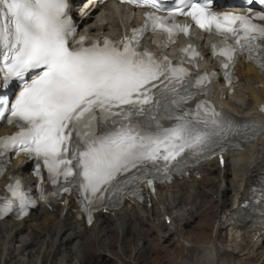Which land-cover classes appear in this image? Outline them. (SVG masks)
<instances>
[{
    "label": "snow or ice",
    "instance_id": "1",
    "mask_svg": "<svg viewBox=\"0 0 264 264\" xmlns=\"http://www.w3.org/2000/svg\"><path fill=\"white\" fill-rule=\"evenodd\" d=\"M149 6L158 10L162 7L156 0ZM188 7V12L179 8L176 12L191 16L202 29L214 26L221 35L235 40L234 45L227 39L222 42L219 55L226 58L225 69L237 50L247 49L251 54L259 47L255 41L264 38V27L245 16H220L209 11L206 4L190 3ZM68 9V0H0L4 82L14 77L24 81L13 104L0 98V118L7 111L12 117L9 123L22 122L20 131L6 140L18 142L23 151L42 157L54 184L61 176L67 181L78 167L75 175L83 177L80 187L85 200H99L102 195L98 193L107 191L121 174L139 170L138 166L146 167L149 162L155 167L160 160L167 170L168 163L185 149L202 151L213 143V137L237 134L230 124L218 119L220 113L206 107L207 101L197 104L195 121L188 118L191 110L173 115L172 105L180 108L192 98L191 93L182 95L180 91L189 73L182 67H172L166 56L159 58L147 49L138 50L148 24L119 42L104 39L85 46L87 37L75 39L76 27ZM173 15L149 13L151 29L165 31L170 40L174 30L187 33V26L167 25ZM257 18L264 20V15ZM237 21L239 27L235 26ZM182 51L198 56L191 48ZM27 73L33 74L30 82L25 79ZM208 81L209 74H205L196 84ZM154 97H158L155 102ZM161 100L167 103L162 105ZM161 107L165 117L157 115ZM162 118L177 123L163 127L159 123ZM259 134H264V126L253 136ZM130 179L141 177L133 175ZM63 190L70 191L68 187ZM13 194L24 199L22 193ZM256 203L264 217V186Z\"/></svg>",
    "mask_w": 264,
    "mask_h": 264
},
{
    "label": "bare ground",
    "instance_id": "2",
    "mask_svg": "<svg viewBox=\"0 0 264 264\" xmlns=\"http://www.w3.org/2000/svg\"><path fill=\"white\" fill-rule=\"evenodd\" d=\"M74 1L75 6L78 5L79 27L82 29L88 25L93 33L97 31V35L101 34L103 27L99 26V13L81 7V0ZM108 19L109 25L104 29L115 30L119 22L127 23L126 19L120 21L114 11L108 15ZM238 69L240 82L236 95L229 101L231 111L240 118L256 119L257 106L264 103V78L251 66H238ZM21 162L19 160L11 167L12 173L28 177L19 169ZM196 170L202 175L200 179L193 176L186 181L175 180L169 186H156L155 191L147 186L143 200L126 203L108 213L100 212L91 227L78 216L73 197L68 209L62 205L64 199L62 202L49 200L23 221L5 220L0 223V264H44L46 239L52 241L53 245L51 264H54V260L58 261L57 264H67L73 259H76L74 264H108L113 261L110 250L114 247L112 242L117 233L122 236L121 253L125 255L122 244L134 240L138 243L137 254L138 250L146 248L151 239L149 226L160 217L164 219L163 224L158 223L161 228H169L171 235L180 234L183 238L179 264H246L249 257L264 244V226L239 223L243 221V212L255 180L264 170V134L243 150L205 162ZM215 178L220 187L230 183V189L235 191L233 204L224 212H217L213 234L207 241L196 244L193 238L187 237L184 226L202 215L200 208L204 200L213 195V188L216 192ZM177 187L179 191H173ZM218 197L217 203L221 209L227 204L226 188ZM180 205L182 207L173 212ZM228 233H231L229 241ZM92 253L100 258L88 261ZM36 255L39 258L35 261Z\"/></svg>",
    "mask_w": 264,
    "mask_h": 264
},
{
    "label": "rangeland",
    "instance_id": "3",
    "mask_svg": "<svg viewBox=\"0 0 264 264\" xmlns=\"http://www.w3.org/2000/svg\"><path fill=\"white\" fill-rule=\"evenodd\" d=\"M216 175L218 174L216 173ZM215 180H214L215 182L214 185H215L216 192H214V188L212 187L213 195L210 198L205 199L203 202V206L200 208L201 210L200 213L202 212V215L193 219L192 220L193 222L190 225L185 224L184 226L185 230L187 231L186 233L187 237L189 235L190 238H193V241L196 244L205 242V240L207 241V239H209L210 236L213 234L214 220L216 218L217 212H220V211L224 212L225 209L230 208L233 204V200L235 197V191L230 189V186H231L230 183L229 184L225 183L223 187L226 188V192H227V197H228L226 198L227 204L226 206H223L224 208L221 207L220 209L218 207L219 203H217L218 202L217 199L218 198L220 199V197H218V194H220V192H224V188L220 187L217 184V181H218L217 178H215ZM210 190L211 188L206 193H208ZM173 191L178 192L179 188L178 187L174 188ZM181 207L182 205L178 206L176 209L173 210V212H176ZM163 221H164L163 217H160L158 218V220H156L155 223L154 222L152 223L153 225L149 226L150 233H151L150 235L151 239H149V242L147 243L146 248L141 251L138 250L139 253L137 252V254L135 253V251L137 250L138 243L134 240H130L127 244H122L124 246L123 250H124L125 255L121 253L120 245L122 241V236L119 235V233H117L116 238H114L112 242L114 245V247L112 248L114 249L111 248L110 250V253H112V256H113V261L109 262L108 264H179V260H180L179 253L182 250L183 238L180 237L181 236L180 234H177L176 236L171 235V233H169V228H166V227L161 228L158 225V223L163 224L164 223ZM165 223L166 225H168L166 221ZM230 236H231V233L230 234L228 233L227 241H229V239L231 238ZM42 239H44V236L42 237ZM44 246L46 249V260L44 261V264H51V261L53 258L50 255V251L53 250L52 241H48V239H46V245ZM261 246L258 248L259 250L257 249L255 253L249 257L246 264H264V244H262ZM91 255L92 256L90 258H87L88 261L90 262L93 260H98L100 258L99 255H96L94 253H92ZM38 256L39 255H36L34 257L35 261L38 260L39 258ZM105 256L107 255L105 254ZM75 262H76V259H73V260H70L67 264H74ZM53 263L57 264L58 261L54 260Z\"/></svg>",
    "mask_w": 264,
    "mask_h": 264
}]
</instances>
